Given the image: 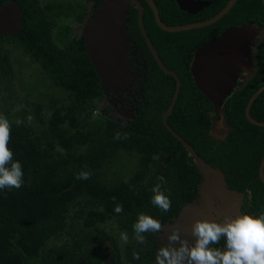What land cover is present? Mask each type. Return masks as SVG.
I'll return each mask as SVG.
<instances>
[{"label":"trees","instance_id":"trees-1","mask_svg":"<svg viewBox=\"0 0 264 264\" xmlns=\"http://www.w3.org/2000/svg\"><path fill=\"white\" fill-rule=\"evenodd\" d=\"M4 1L0 0V7ZM16 1L22 11L19 32L17 35L0 34L3 91L6 95L11 91V68L5 49L8 44L20 49L40 66L47 78L46 84L57 95L52 92V96L34 105L36 124L33 127L27 114L24 115V109L17 111L21 124L10 122L8 147L13 151L14 159L23 165L24 184L20 189L0 191V264H106L101 243L109 239V235L99 228L100 224L112 218L119 231L135 237L133 224L138 214L144 213L162 222L166 216L177 213L184 202H191L196 197L201 176L192 158L161 120L174 90V80L164 75L150 56L138 32L133 10L131 33L148 58L157 82H150V92L136 101L138 107H142L139 114L125 125L111 122L83 124L81 117L87 115H81L92 107L91 100L99 96L101 88L83 41L72 39L64 47L56 46L51 39L53 22L42 14L38 0ZM95 1L97 4L101 0ZM153 1L160 15L161 9L163 11L162 17L166 21L162 20L171 26L206 20L227 2L199 0L208 5L192 15L180 11L176 0ZM140 2L144 6L142 24L149 41L162 64L167 69H176L180 81L176 102L165 119L166 125L200 159L212 168L220 169L226 175L225 183L229 188L249 190L250 204L255 211L264 209V183L257 178L258 164L264 154V127L251 125L244 117L249 96L264 84V40L256 48L258 71L251 82L231 95L223 105L226 120L233 128L223 142L216 144L207 136L206 110L210 111L211 106L193 86L187 71L188 50L192 46L215 38L229 27L251 21L264 26L260 0H236L215 23L177 33L159 30L150 9L143 0ZM77 8L76 18H79L83 10ZM51 10L54 8L48 5L49 15ZM64 13L58 8L57 14ZM29 87L34 89L35 85ZM41 107L49 111L44 123L38 114ZM9 114L4 111L3 116L10 119ZM248 114L255 121L264 122V90L252 102ZM116 133L121 134L120 139L114 138ZM125 133L127 139L123 138ZM123 152L129 156L126 163L130 164L124 174L115 167ZM82 170H90L91 178L75 179V174ZM150 170L152 175H148ZM161 175L166 181L162 190L172 201L168 212L150 202L151 189L160 182L157 178ZM113 197L123 206V212L113 211ZM71 208L76 210L66 216ZM58 233L66 235L67 240L53 248L45 247V240ZM134 251L139 253L134 245L126 246L125 256L131 263L136 262ZM111 253L112 264H121L117 251L113 249Z\"/></svg>","mask_w":264,"mask_h":264},{"label":"water","instance_id":"water-1","mask_svg":"<svg viewBox=\"0 0 264 264\" xmlns=\"http://www.w3.org/2000/svg\"><path fill=\"white\" fill-rule=\"evenodd\" d=\"M144 1L149 7L159 29L166 32H179L201 28L216 22L226 14L236 0H228L214 16L207 20L180 26H166L161 24L152 0ZM260 2L264 10V0H260ZM178 4L181 9L189 13H193L202 7V4L198 2L179 1ZM130 5H134L136 8V19L139 32L156 65L164 74L171 75L175 80L173 92V98H175L179 88L178 80L173 73L162 66L149 39L144 33L141 23L142 8L136 0H103L98 4L97 10L93 16L84 24L81 35L84 49L92 69L104 89L119 90L126 82L125 79H127L129 74L123 60L125 51L127 50V38L124 35V18L126 10ZM8 13L9 12L5 9L0 12V31L7 32L10 31L12 27L13 18L11 15H8ZM12 15L14 16L15 13ZM250 26L251 25H243L228 28L219 36L198 48L194 54L191 70L192 79L201 94L213 104L217 113H219L224 100L229 97L233 89L238 85L237 79L239 75L242 72L247 73L244 67H251L250 49L253 46V36L255 35L254 33L263 29L261 27L255 28ZM227 45L229 46L225 47ZM222 48H225L224 51L221 50ZM214 49H216V51ZM232 55L236 57L231 60L230 57ZM227 67H229L228 70ZM227 80L228 82H226ZM215 81H218L216 86H214ZM226 83L228 84L225 85ZM262 90H264V86L255 90L248 98L244 107V117L246 121L257 127H264V122H258L252 119L248 114V109ZM171 105L172 103L162 115V124L192 158L202 179V186L198 190L200 203L191 211L182 210L176 218L177 228L179 230H187L190 228L185 227H188L192 220L193 222L198 220L200 215L204 214V212L209 213V208L214 199H218L224 211H228L234 205V201L238 196L225 189L223 175L218 170L210 167L200 159L191 147L166 125L165 118ZM263 166L264 154L258 166V178L262 182H264L262 176ZM198 214L199 216H197Z\"/></svg>","mask_w":264,"mask_h":264},{"label":"flooded vegetation","instance_id":"flooded-vegetation-1","mask_svg":"<svg viewBox=\"0 0 264 264\" xmlns=\"http://www.w3.org/2000/svg\"><path fill=\"white\" fill-rule=\"evenodd\" d=\"M65 1L66 2H64V0L49 2L48 0H43V4L40 5L38 3V1H37V4H38V7L41 10L42 14L45 15L47 18H50V19L53 16H55L56 18L63 19V17H62L63 15L57 14V10L59 8L58 7L59 5H61V6L62 5H67V6L72 5L73 7L74 6H76V7L79 6V7L82 8V10H83V8L88 7L86 10H83V12L80 13L81 16H79V18H76L77 15L74 16V23L76 25H73V26H70V27L73 29L74 32H76L77 26L82 24L84 22V20H86L87 18L88 19L91 18L93 16V14L95 13V11L97 10L98 4L101 3L103 0L99 1L97 4H96L95 0H65ZM74 1H77V3H73ZM114 1H118V0H114ZM136 1L141 6L142 13H143V9H144L143 4L141 5L140 0H136ZM152 2L154 4V6H155V9H156V12H157V16H158V19H159L160 23L163 24V25H166V26H171V25L165 24V22L162 20V19H164L166 21V19L164 17H162V15H163L162 9H161L162 15H160L159 8L157 7V5L155 4V2L153 0H152ZM144 3H145V1H144ZM48 5L52 6L54 8V10L49 11L50 15L48 13ZM163 5L165 7L167 6L165 4H163ZM146 6H147V4H146ZM161 8H163V7H161ZM4 9L9 12L8 15H11V17L13 18V21H12V27H11L10 31H7V32L0 31V34L17 35L18 32H19V29L21 27V15H22V11H21L17 1L16 0H5L3 5L0 7V12L3 11ZM133 10H135V21H136V25H137L136 8H135L134 5H130L127 8L126 14H125V18H124V35L127 38V50L125 51L123 60H124V65L127 67V71H128L129 76H127L126 82L124 83V85L119 90L118 89L117 90L107 89L106 90V94H105L106 97L103 99L105 101V106L106 107L108 106V109L111 108V112H116V113L119 114V112L126 111L125 113H129V116H131L130 120H132L136 115L139 114L138 110H139L140 107H138L136 101L140 100V98L142 96H144V95L146 97V94H148L150 92L149 84H150L151 81H156L157 82V79L153 75V72H152V69H151L150 62H149L148 58L145 56L141 46H138L136 44V38L134 37V34L131 33V25H132L131 21H132ZM14 13H15V15L13 16L12 14H14ZM142 13H141V23H142ZM187 14H189V13H187ZM195 14L196 13H192V15H195ZM152 19H153V22H154L155 26L157 27V25H156V23L154 21L153 15H152ZM80 21H82V22H80ZM199 22L200 21L186 22V23H183V24H180V25L195 24V23H199ZM85 23H83L82 25L84 26ZM250 23L255 28L259 26V25L256 24L255 21H251ZM180 25H172V26H180ZM142 26H143V24H142ZM207 26H209V25H207ZM204 27H206V26H204ZM204 27H201V28H204ZM137 29H138V25H137ZM197 29H199V28H197ZM226 29H224V30H226ZM262 29L263 30L258 31L257 34L255 33L256 35H254V37H253V46L250 49V54H251V58H250L251 64H250V66L251 67L249 68V67L245 66V70H246L247 73L242 72L240 74L241 77L239 75V77L237 79L238 85L236 86L235 89H233V91L231 92L229 97L231 95H233L234 93L238 92L240 89L244 88L247 85V83L251 82L253 76L258 71L256 69V61H257L256 48L264 40V26H263ZM143 30H144V27H143ZM159 30H161V29H159ZM224 30H222L220 32V34ZM161 31H163V30H161ZM185 31H188V30H185ZM138 32H139V29H138ZM163 32H166V31H163ZM179 32H181V31H179ZM144 33L146 34L145 31H144ZM139 34H140V32H139ZM140 36H141V34H140ZM146 36H147V34H146ZM79 38L83 41V38H82L81 34H80V36H77V37H74V38H70V40H72V39L76 40V39H79ZM141 38H142V36H141ZM212 39H214V38H212ZM212 39H210V40H212ZM142 40H143V38H142ZM210 40H208V41H210ZM208 41H206L205 43H207ZM143 42H144V40H143ZM205 43H203V44H201L199 46H195V47L192 46V48H189V50H188L189 51V53H188L189 58H188V62H187V71L189 73V76L191 78V82H192L193 86L196 88V90L200 94H201V92L197 89V87L194 84V81L192 79V76H191L192 75V73H191L192 71L191 70H192V61H193L194 54H195L196 50L199 47L203 46ZM83 45H84V43H83ZM13 47L16 48L22 54L23 57L27 58L29 64L36 65L38 67V69L40 70V72L42 74V77H44L45 80L47 79L46 76L44 75V73L41 71L40 66L37 63L33 62L27 54H24L20 49H18L17 47H15L13 45H8V44L5 45V49H6L7 52L10 51L11 48H13ZM152 47H153V45H152ZM153 49H154L158 59L160 60L157 51L155 50L154 47H153ZM148 52H149V50H148ZM149 54L151 56L150 52H149ZM152 59H153V57H152ZM8 61H9V65H10L11 73H12V65H11L10 57H8ZM153 61H154V59H153ZM160 63L162 64L161 60H160ZM162 66L166 70H168L169 72L173 73L175 75V77L177 78L178 83L180 82L178 77H177V75H176V73H175L176 69H173V70L172 69H167L164 66V64H162ZM164 75H166V74H164ZM166 76H169V77H171L174 80V78L171 75L167 74ZM179 85H180V83H179ZM262 86H264V84L261 85L260 87H262ZM174 87H175V80H174ZM101 89H104V88L101 86L100 91H101ZM136 90H138L139 93H138V91L136 93ZM178 91H179V88H178ZM173 92H174V90H173ZM173 92H172V95L169 98L167 107L165 109V111H167V109L170 107V104L172 103L171 108H170L168 114L166 115V118L170 114L171 110L173 109V106H174V104L176 102V99H177L178 92H177V95L175 96V98H173ZM101 93L102 92H100V94ZM100 94H99V96H100ZM123 95H124L123 98L119 97L118 99H116V96H123ZM97 97H95V98H97ZM204 98L210 103L209 105L211 106V110L210 111L206 110V113H208L207 114V116H208L207 125L208 126H207L206 133L209 131L210 125L212 124V128L210 129V131L208 133V136L211 135L213 141L216 144L220 143V142H223L226 139V137H228L229 133L232 132V130H233L232 126L227 122L226 117H225V113H224V110H223V105L227 101L228 98H226L224 100L222 106L220 107L219 113H217V111L215 110L213 104L205 96H204ZM145 109H147V108L145 107ZM161 118H162V116H161ZM258 166H259V164H258ZM262 172H263V170H262ZM221 174L223 175V179H224V187L228 190V192L233 193L236 196H238V198L234 201V205L228 211H224V208L221 207L220 202L218 201V199H214L212 205L209 208V213H205L204 212V214L200 215V218L198 220H200V219H216V220L223 221L225 218H231V217H234V216H237V215H240V214H249V215H252V216H259L261 214H264V209L255 211L251 207L250 199H249V195H250V191L249 190H247L246 188H243L242 190H237L236 188H234V189L229 188L227 186V184L225 183L226 175L223 172ZM257 178H258V168H257ZM200 182H201V180H200ZM200 182L197 184V187L200 184ZM199 199H200V195L198 194V188H197L196 189V197L191 202H184L182 204V206L179 208V210L177 211V213L170 214L169 216H166L164 218V220L161 222L164 231L163 232H158V233L149 232V233L143 234L144 235V242L143 243H139L134 236L128 235V233H127V236L130 239L133 240V242H131V244L136 247V249L139 251L141 256H140L139 260H136V262L130 263V261H128L126 259V256H125V253H124V256H125V259H126V262H124L120 258L119 253L117 252L118 260L120 261V263L121 264H156V262H155L156 253H157L158 249L162 245L167 243V235H168V232L170 231L169 227L171 226V227H174V228L178 229L177 228L178 226L176 225V221L175 220H176L179 212L181 211V208L184 205H190L192 203H196L195 206H198V204L200 203ZM199 214L197 216H199ZM192 223H193V220L188 225V227H185V228H190V229H187V230L186 229H184V230H179L178 229L180 235L183 236L185 239H188L189 243H192L193 240H194V238L189 235ZM106 241H108L110 243V239H106L105 241H103L101 243V249L107 250L106 247H105V245H107V243L105 244ZM214 246L223 248L224 247V240L222 239L218 245H214ZM112 250H113V246H112ZM102 254H104L103 250H102ZM104 259L106 261L105 263L109 264V263H107L105 255H104ZM112 259H113V254L110 252V256H109L110 264H112ZM85 264H88V263L85 262ZM102 264H103V262H102Z\"/></svg>","mask_w":264,"mask_h":264},{"label":"clouds","instance_id":"clouds-1","mask_svg":"<svg viewBox=\"0 0 264 264\" xmlns=\"http://www.w3.org/2000/svg\"><path fill=\"white\" fill-rule=\"evenodd\" d=\"M179 1L201 3V9L193 13L200 12L208 5L207 2L199 0H176L177 8L183 12L187 11L180 8L178 4ZM189 14H192V12ZM245 25L253 26L251 23ZM259 27L263 28V26H258L256 28ZM27 119L31 122L32 117L29 116ZM16 123L19 125L22 121L17 120ZM211 128L212 124L210 125V129ZM209 131L207 132V136ZM10 133L11 124L9 120L7 117L0 114V191L5 189L8 191L20 189L24 184L23 165L18 160L14 159V153L8 147ZM114 138L120 139L121 134L116 133ZM123 138L127 139L128 134L125 133ZM167 160L168 157L166 162ZM214 169L220 172L219 169ZM91 175L92 173L90 170H82L75 174V179L87 180L91 178ZM157 179L160 182L152 187L151 191L153 195L150 202L161 211L168 212L171 210L172 201L169 195H166L162 190V185L166 183V181L162 175ZM112 200L114 203L113 211L117 214L123 212V206L116 202V198L113 197ZM169 228L170 231L167 235V243L162 245L156 253V264H264V214L259 216L240 214L231 218H225L223 221L216 219L196 220L192 223L189 233V235L194 238L192 243H189L188 239L181 236L178 229L171 226ZM133 231L136 240L139 243H143V234L149 232H163L164 229L160 221L150 215L140 213L137 216L136 222L133 224ZM121 239L126 243L128 239L127 234L122 233ZM222 239L224 240V247H215L214 245H218ZM133 259H140L138 252H133Z\"/></svg>","mask_w":264,"mask_h":264},{"label":"rangeland","instance_id":"rangeland-1","mask_svg":"<svg viewBox=\"0 0 264 264\" xmlns=\"http://www.w3.org/2000/svg\"><path fill=\"white\" fill-rule=\"evenodd\" d=\"M48 1L52 2V1H60V0H48ZM64 2L66 1L64 0ZM38 3L40 5L43 4V0H38ZM73 3H77V1H74ZM87 8L88 7L83 8V10H86ZM59 9H61L62 11L64 10L65 13L62 16L63 19L56 18L55 16L51 17V21L53 22V28L51 29V39L56 46L64 47V45L70 40V38L80 36L83 28L82 24L85 23L88 20V18L84 20L82 24L77 26L76 32H74L70 26L76 25L74 23V15L76 16V12L79 9L76 6L73 7L72 5L70 6L62 5L59 7ZM8 55L10 57V61L12 65V73L9 79L11 91L8 95L4 93L3 87L5 83L4 80L0 78V114L4 115V111L11 113L9 114L11 115V117L9 116L10 119L8 120L9 122L12 123V122H16L19 119L18 117L19 113L17 111H19L20 109H24L25 110L24 115L27 114L28 117L29 116L32 117L31 125L33 127V125L36 124V116L33 112L34 105L37 104L40 100H43L48 96H52L51 93L54 91L50 86L46 84V80L44 77H42V74L38 69V67L36 65L29 64L27 58L23 57L22 54L16 48L14 47L11 48V50L8 51ZM29 81H31V84L35 85L34 89H31L29 87L31 86V84L28 83ZM106 90H107L106 88L101 89L100 92L102 93L100 94V96H98L97 98H93L91 100L92 107H90L85 113L81 115V116L87 115V117L85 118L81 117V122L83 124L89 125L91 123L111 122L115 125L123 126L130 120L131 116H129V113H125L126 111L119 112L118 114L116 112H111V108L108 109V106L107 107L105 106V101L103 99L106 97L105 96ZM137 91L138 90H136V93ZM54 94H55L54 96L57 95L55 92ZM119 97L123 98L124 95L116 96V99H118ZM27 103L30 104L27 105ZM6 104H9V107H7ZM38 114L42 118L44 123V121L49 115V111H47L45 107H41V110L38 112ZM127 157L129 156L123 152L120 153V157L117 158L116 160L115 167L118 168L117 170H120L122 174L126 173L125 170L129 169L130 167V164L126 163ZM166 159L167 158H165L164 162H166ZM164 162H162L161 165H163ZM148 175H152V170L149 171ZM201 186H202V179L200 184L198 185V190L201 188ZM195 204L196 203H192L190 205H184L181 208V211L182 210L191 211L193 210L194 207H196ZM75 210L76 208L69 209L68 212L66 213V216L72 215ZM65 220L67 222V218H65ZM99 228L103 232L110 235L109 236L110 243L106 241L105 244L107 243V245L104 244L107 250L102 249L104 252L103 256L105 255L107 263L110 264L109 256L112 250V246L113 249L119 253L120 258L124 262H126L124 256V253L126 251V246L131 245V242H133V240L127 236L128 239L127 242L125 243L121 239V234L125 232L119 231L114 219L112 218H109L105 222L100 224ZM66 238H67L66 235H63L62 233H58L53 238L51 237L45 240V247L53 248L63 243L64 240H67Z\"/></svg>","mask_w":264,"mask_h":264},{"label":"bare ground","instance_id":"bare-ground-1","mask_svg":"<svg viewBox=\"0 0 264 264\" xmlns=\"http://www.w3.org/2000/svg\"><path fill=\"white\" fill-rule=\"evenodd\" d=\"M254 34H255V33H254ZM256 34H257V33H256ZM256 34H255V35H256ZM253 37H254V36H253ZM228 46H229V45H227V46H225V47H228ZM224 49H225V48H222L221 50L224 51ZM214 50L216 51V49H214ZM235 57H236L235 55H232V56L230 57V59L232 60V59H234ZM233 67H234V65H233ZM228 68H229V67H227V70H228ZM244 68H245V67H244ZM226 82H228V80H227ZM217 83H218V81H215L214 86H216ZM227 84H228V83H226L225 85H227ZM225 85H224V86H225ZM219 86H221V85H219ZM219 86H218V88H219Z\"/></svg>","mask_w":264,"mask_h":264}]
</instances>
